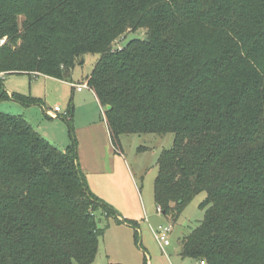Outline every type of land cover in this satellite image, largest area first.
<instances>
[{"label":"trees","instance_id":"obj_1","mask_svg":"<svg viewBox=\"0 0 264 264\" xmlns=\"http://www.w3.org/2000/svg\"><path fill=\"white\" fill-rule=\"evenodd\" d=\"M4 37L0 74L66 80L99 54L87 84L113 141L174 135L157 162L162 214L176 222L206 193L181 254L264 264V0H0ZM110 219L136 225L93 193L74 136L62 151L0 111V264H93Z\"/></svg>","mask_w":264,"mask_h":264},{"label":"rangeland","instance_id":"obj_2","mask_svg":"<svg viewBox=\"0 0 264 264\" xmlns=\"http://www.w3.org/2000/svg\"><path fill=\"white\" fill-rule=\"evenodd\" d=\"M24 20L25 16L20 15V23ZM145 32V29H140L137 32L128 33L123 39L120 38L121 40L117 41L116 46H123L134 37L144 36ZM5 39L6 37L1 39L0 44H3L2 41ZM99 56V54L85 55L83 62L80 61L73 67L66 80L34 73L0 74V93L5 92L9 95V97L4 95L0 99V111L8 115L23 117L34 129L44 134L52 144L62 151L68 149L74 136L78 143L79 156L78 127L96 120L105 122L106 118L105 109L92 95V89L85 87L83 92H78L71 83L87 82ZM10 92L19 95L25 102L13 99ZM31 99H34L35 102H32ZM71 100L74 102L73 122H68L69 116H63V112H59L58 116L52 115L56 105H60L62 111H65ZM109 134L110 142L126 158L139 187L140 195L129 186L126 180V196L129 206L138 213V220L141 223V233L136 243L138 253L136 256L135 254L132 256L134 262L131 264H146L145 258L147 264H195L197 260L179 255L180 237L183 234H188L203 218L204 211L200 208V204L206 198V193L202 192L188 201L176 222L158 210L155 200L158 158L163 149L172 146L174 135L172 133L164 135L126 133L118 137L114 136L113 141L110 130ZM123 209L127 208L123 206ZM116 210L118 211V209ZM166 224L173 225L170 234L171 245L162 248L155 238L153 229ZM110 244L109 240L104 241V238H101L93 264L114 263L107 253L106 246L110 249ZM74 264L79 263L75 262Z\"/></svg>","mask_w":264,"mask_h":264},{"label":"crops","instance_id":"obj_3","mask_svg":"<svg viewBox=\"0 0 264 264\" xmlns=\"http://www.w3.org/2000/svg\"><path fill=\"white\" fill-rule=\"evenodd\" d=\"M78 92H83V89L78 90ZM10 94L12 93L10 92ZM92 95L98 101L94 91ZM52 115L55 116L54 113ZM78 130L80 138L79 165L87 177L91 190L100 199L118 209L120 220H131L136 223L134 226L129 222L117 223L110 219V226L103 236L104 241L109 240V243H111L110 249L108 246L106 247L110 259L113 260L112 262L131 264L134 262L132 256L134 254L136 256V253H138L135 229L140 234L141 223L138 220V213L134 212V209L129 206L126 196V180L129 186L139 193L137 181L131 173L128 162L122 152L114 148L112 142H110L111 138L106 121L96 120L89 122L81 127L79 126ZM127 175L128 177H126ZM122 197L123 199L121 200ZM123 206L127 209H123ZM102 222H104V219ZM179 247L178 253L184 257L181 254V245ZM145 252L147 253V251ZM137 262H139L138 259Z\"/></svg>","mask_w":264,"mask_h":264},{"label":"built area","instance_id":"obj_4","mask_svg":"<svg viewBox=\"0 0 264 264\" xmlns=\"http://www.w3.org/2000/svg\"><path fill=\"white\" fill-rule=\"evenodd\" d=\"M4 41H2L3 43ZM74 87L77 88V90H82L85 87H89L87 82L82 83V84H74L72 83ZM59 112H63L62 115L63 116H69V112L66 109L65 111H62V108L60 107V105H56L54 107V115L58 116ZM158 210L161 212V208L158 207ZM173 230V225L172 224H166V225H159L157 228L153 229V233L155 235L156 240L158 241V243L160 244V246L162 248L167 247L168 245H170L171 241H170V234ZM195 264H205L204 260H200L197 261Z\"/></svg>","mask_w":264,"mask_h":264},{"label":"water","instance_id":"obj_5","mask_svg":"<svg viewBox=\"0 0 264 264\" xmlns=\"http://www.w3.org/2000/svg\"><path fill=\"white\" fill-rule=\"evenodd\" d=\"M148 40H149V37L146 36V37H145V41H148ZM81 62H83V59L81 60ZM107 108H108V109H111L112 107L109 105Z\"/></svg>","mask_w":264,"mask_h":264}]
</instances>
